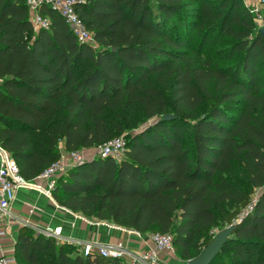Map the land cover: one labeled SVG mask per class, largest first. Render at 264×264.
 Segmentation results:
<instances>
[{
  "label": "trees",
  "instance_id": "1",
  "mask_svg": "<svg viewBox=\"0 0 264 264\" xmlns=\"http://www.w3.org/2000/svg\"><path fill=\"white\" fill-rule=\"evenodd\" d=\"M93 42L42 4L35 28L26 0H0V144L26 180L68 151L119 136L122 113L155 118L126 152L84 159L56 180L52 197L88 218L138 233H169L184 259L232 224L211 264H264V7L262 27L243 0H75ZM232 38L235 64L194 65L195 42ZM220 37V38H223ZM205 96L207 109L186 121ZM174 116L166 119L165 113ZM189 134L190 145H184ZM241 163L246 189L216 179ZM254 188H261L254 201ZM199 239L203 247L198 245ZM57 242L22 224L17 264H130Z\"/></svg>",
  "mask_w": 264,
  "mask_h": 264
},
{
  "label": "built area",
  "instance_id": "2",
  "mask_svg": "<svg viewBox=\"0 0 264 264\" xmlns=\"http://www.w3.org/2000/svg\"><path fill=\"white\" fill-rule=\"evenodd\" d=\"M75 0H26L31 20L35 28L48 27L50 24L49 16H44L39 13V7L42 4L49 5L56 9L64 18L65 22L70 27L71 31L80 42H93V33L89 30L78 12L74 7ZM253 12L255 9L250 8ZM261 18V14H260ZM126 152L125 141L123 137L117 136L108 141L95 146L97 156H111L116 160L121 159ZM80 151H69L68 158L61 155L60 159L48 166L33 180H26L19 171L18 164L0 144V220L7 217L10 212V205L15 198L16 189L20 187H30L38 190L43 195L52 197V190L56 185V180L62 172H65L68 167L85 159V156L80 154ZM39 179L37 181L36 179ZM105 223L104 221H100ZM41 232L46 235L53 236L57 242L75 243L79 246V253L85 257L91 253H97L104 257L124 258L129 254L124 247L113 243L95 244L91 241H81L72 238H67L62 233V225H55L52 229H43ZM4 231L0 230V236ZM151 239L154 247L137 255H130L132 261H142L145 264H168V262L160 257V254L165 249H172V236L169 233H151ZM136 261V262H138ZM0 264H16L14 253L0 254Z\"/></svg>",
  "mask_w": 264,
  "mask_h": 264
},
{
  "label": "crops",
  "instance_id": "3",
  "mask_svg": "<svg viewBox=\"0 0 264 264\" xmlns=\"http://www.w3.org/2000/svg\"><path fill=\"white\" fill-rule=\"evenodd\" d=\"M65 152L69 153V151ZM63 155L68 158L67 153ZM36 180L39 181L38 178ZM22 224L43 229H52L55 225L60 224L62 225V233L67 238L91 241L95 244H118L130 251V255H137L154 247L151 233H138L134 230L124 229L107 220L88 218L79 212H73L62 207L53 197L43 195L30 187L16 189L9 215L0 220V230L4 231V234L0 236V254L14 253L17 232ZM70 244L76 245L75 243ZM168 251L169 249H165L161 257L170 263L169 259L172 260V258L164 257Z\"/></svg>",
  "mask_w": 264,
  "mask_h": 264
},
{
  "label": "rangeland",
  "instance_id": "4",
  "mask_svg": "<svg viewBox=\"0 0 264 264\" xmlns=\"http://www.w3.org/2000/svg\"><path fill=\"white\" fill-rule=\"evenodd\" d=\"M245 4L249 5L250 8H254L255 10L253 11V14L255 15V23L256 26L259 28L262 27V19L260 18V9L264 7V0H243ZM223 36H212L210 40H208L204 44H199L198 42H195L193 50L190 52V56L193 59V64L194 65H205L204 63L206 61H211L212 64L216 63L217 65H225L227 63L230 64H235L239 57H240V52H233V47H232V38L231 37H223ZM211 98L209 96H205L200 104L193 109L192 111L187 110L186 116L189 114V117H186V121L190 122L193 121L194 115H199L202 112H204L207 109L208 103L210 102ZM170 113L173 111L170 110ZM155 116L153 117H146L141 109L140 106H135L129 108L126 113H122V117H114V119L119 120L123 124V131L119 134V136L123 137L124 141L126 138L140 130L141 128L145 127L148 125ZM191 141L189 140V134L184 138V145H190ZM59 150L61 152V155L67 153L69 155L68 151L64 148L63 141H60L59 143ZM81 155L85 156V159H91L92 157H97L95 153V146L94 147H88V148H81L80 150ZM64 156V155H63ZM64 173V172H62ZM223 178L226 180L228 183H230L233 187L239 188V189H246L247 184H246V173L241 166V163L238 162L237 160H234L232 162V167L226 171L223 174L217 175L216 179L220 180ZM261 188H254L252 194H251V200L254 201L258 194L260 193ZM111 222V221H109ZM113 223V222H112ZM224 228V226L218 224L217 226L213 227L210 230V235L214 236L220 229ZM35 230L37 231H42L41 228L39 227H34ZM60 243V242H59ZM198 245L200 248L203 247V244H201V240L199 239ZM130 254V251H128ZM168 253L165 258L171 257L172 260L169 259L170 263L168 260V264H187L188 259L182 258L179 253L176 250L169 249ZM126 254V257L122 258L123 261L129 262L131 264H145L141 260L138 261L136 259V262H131L128 261L132 259V257ZM162 254V253H161ZM160 254V257H161ZM167 257V259H168Z\"/></svg>",
  "mask_w": 264,
  "mask_h": 264
},
{
  "label": "water",
  "instance_id": "5",
  "mask_svg": "<svg viewBox=\"0 0 264 264\" xmlns=\"http://www.w3.org/2000/svg\"><path fill=\"white\" fill-rule=\"evenodd\" d=\"M261 30H263V28H261ZM173 116L174 114L172 113H165L163 115L166 119L172 118ZM232 228L233 225L230 224L220 229L197 256L188 259L187 264H211L231 234Z\"/></svg>",
  "mask_w": 264,
  "mask_h": 264
}]
</instances>
